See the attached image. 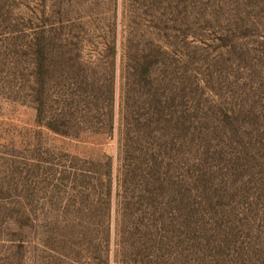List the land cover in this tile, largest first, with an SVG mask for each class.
I'll list each match as a JSON object with an SVG mask.
<instances>
[{
  "label": "rangeland",
  "instance_id": "rangeland-1",
  "mask_svg": "<svg viewBox=\"0 0 264 264\" xmlns=\"http://www.w3.org/2000/svg\"><path fill=\"white\" fill-rule=\"evenodd\" d=\"M0 264H264V0H0Z\"/></svg>",
  "mask_w": 264,
  "mask_h": 264
}]
</instances>
